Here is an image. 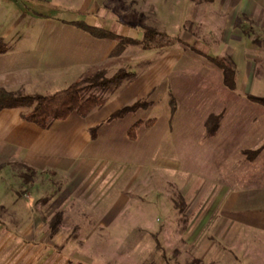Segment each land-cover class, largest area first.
Wrapping results in <instances>:
<instances>
[{
  "label": "rangeland",
  "instance_id": "1",
  "mask_svg": "<svg viewBox=\"0 0 264 264\" xmlns=\"http://www.w3.org/2000/svg\"><path fill=\"white\" fill-rule=\"evenodd\" d=\"M149 3L20 1L15 2L20 12L12 7L5 24L9 22L23 33L36 35L38 28L67 26L63 19H84L134 37H141L144 27L149 26L184 38L195 49L213 56L227 54V40L236 49V58H232L237 86L233 92L240 99L234 102V122L252 123V117H262L264 121L258 105L245 99L248 93L264 96V24L238 16L227 36L225 3L189 0L185 15L172 18H161ZM21 31L13 38H22ZM194 48L179 43L151 50L129 47L121 56H107L100 64H92L84 70V76L101 70L112 75L121 67L135 73L133 80L105 93L106 104L92 116L146 99L154 105L136 111L129 120L156 119L162 110L170 111V93L176 90L180 93L177 108L180 104L186 111L185 118L192 117L187 112L191 102L195 108L209 112L217 101L212 96L220 89L221 69ZM174 77H181L182 82H171ZM149 78L154 86L148 92L143 80ZM59 87H36L32 91L51 94ZM199 117L194 116L196 120ZM246 141L241 147L250 148L247 145L252 142ZM237 143L228 148L235 155L241 148ZM183 149L182 164L188 167L185 171L161 161L158 155L172 154L162 147L150 149L141 158L145 164L158 157L154 164H140L136 171L117 165L53 174L12 166L7 180L12 190L11 206L0 205V264H264L262 250L244 252L241 243L216 238L215 228L202 230L199 210L208 204L201 201L203 189L200 180L194 178L195 148ZM242 162L243 155H236V172L242 171ZM254 164H250L251 169ZM26 177L31 181L26 182ZM185 187L189 195L186 200L180 194Z\"/></svg>",
  "mask_w": 264,
  "mask_h": 264
},
{
  "label": "crops",
  "instance_id": "2",
  "mask_svg": "<svg viewBox=\"0 0 264 264\" xmlns=\"http://www.w3.org/2000/svg\"><path fill=\"white\" fill-rule=\"evenodd\" d=\"M20 1L27 0H0V38L6 44V49L0 52V88L29 94H44L42 91L33 92L32 89L36 87L49 88L58 85L61 86L59 90L64 89L75 80L85 77L83 72L86 68L92 64H100L110 56L116 45L114 40L95 38L68 23L85 21L84 19H63L62 23L67 26L38 28L36 35L20 30L24 34L23 39L13 38L15 33L20 32L19 27L9 22L5 24V18L10 16L12 7L20 12L15 4ZM210 1L226 4L227 36L230 35L238 16L264 24V0ZM85 2L90 0H83ZM149 2L158 16L172 18L185 15L189 0ZM98 26L105 27L104 24ZM105 28L117 34L131 36L112 27ZM226 47L228 52L224 56L235 59L234 45L226 40ZM221 75V85L218 86L220 89L212 96L217 101L216 104L214 101L215 107L209 112L195 108V103L191 102L187 112L192 117L185 118L183 115L186 111L179 104L173 120L170 121V111L162 110L151 127H146L144 123L138 128L135 139L129 137L128 130L136 122L149 119H129L136 111L150 109L154 105L152 101L147 108H139L111 121H107L108 117L120 107L98 116H92L96 109L86 117L72 112L66 119L56 120L46 129L22 119L21 114L29 110L26 107L0 109V205L6 208L11 206L12 190L7 180L12 166L22 165L28 170L53 174L55 171L71 172L81 168L91 170L117 165L136 171L140 164L152 165L159 157L171 168L178 165V169L185 171L188 167L182 164L185 156L183 148L193 146L194 178L200 180V189H203L200 193L201 201L208 204L199 210L202 230L207 227L215 228L216 238L224 239L227 243L237 241L242 244L244 252L255 249L264 252V121L262 117H252V123L234 122V102L240 98L226 87L222 71ZM143 81L148 84L146 90H152L154 84L150 83L154 81L150 78ZM171 82L179 84L182 78L174 77ZM185 82L188 83L187 80ZM174 93L178 99L180 93L177 90ZM249 95L251 94H246L245 99L258 105V113H264V105L251 100ZM196 114L200 115L197 120L194 118ZM210 114L222 115L213 135H207L206 132V122ZM256 115L258 114L254 116ZM166 118L167 124L164 123ZM246 140L252 142L247 145L250 148L241 147L247 144ZM235 142L241 147L237 149L236 155H243L242 171L237 172L236 155L233 150L228 151V148L234 147ZM154 147H162L172 151V154L158 155L157 158L142 163L141 158ZM246 150L258 152L249 155L245 153ZM251 163H255L253 169L250 167ZM187 191V187L181 190L184 200L189 198V195L186 196ZM206 194L207 197H203Z\"/></svg>",
  "mask_w": 264,
  "mask_h": 264
},
{
  "label": "trees",
  "instance_id": "3",
  "mask_svg": "<svg viewBox=\"0 0 264 264\" xmlns=\"http://www.w3.org/2000/svg\"><path fill=\"white\" fill-rule=\"evenodd\" d=\"M69 24L82 29L91 36L99 39H110L116 41L114 49L111 51V57H118L125 53L129 47H141L145 50L160 49L173 46L176 43L190 46L194 45L181 37L173 36L167 32L158 31L152 27H144L141 38H134L117 34L105 27L91 25L85 21H70ZM6 49V44L0 38V52ZM196 50L201 52L207 60L221 69L224 84L231 90L237 86V71L234 60L230 56H211L203 49ZM135 77V73L129 71L125 67H121L114 74L108 75L106 70L81 77L66 88L56 91L52 94H29L16 93L0 88V109L13 107H26L29 110L21 114L22 119L32 122L44 129L49 128L54 121L66 119L72 112H77L80 116L86 117L93 110L100 109L107 102L105 93L120 88L124 82L131 81ZM251 100L264 105V96L249 95ZM151 104L146 99L136 100L130 104H125L114 111L107 119L111 121L125 114L135 111L139 108H147ZM170 121L173 120L177 111L176 97L170 93ZM221 114H210L206 122L207 135H213L219 125ZM155 118L148 121H138L129 130L130 138L135 139L138 128L145 123L146 127H151ZM258 150H246L245 153L254 155ZM30 171H33L29 169ZM31 181L26 177V182ZM56 227V226H55ZM56 230V228H55Z\"/></svg>",
  "mask_w": 264,
  "mask_h": 264
}]
</instances>
